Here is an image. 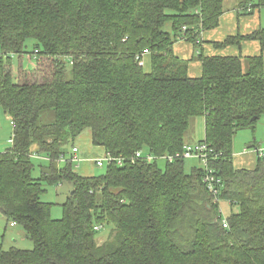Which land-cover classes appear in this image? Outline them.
I'll use <instances>...</instances> for the list:
<instances>
[{
  "label": "trees",
  "instance_id": "obj_1",
  "mask_svg": "<svg viewBox=\"0 0 264 264\" xmlns=\"http://www.w3.org/2000/svg\"><path fill=\"white\" fill-rule=\"evenodd\" d=\"M225 1L0 0V107L14 124L0 153V214L33 242L0 250V264H264V153L236 168L232 149L235 134L254 133L264 116V28L213 43L256 41L259 55L205 56L202 33L218 28ZM262 8L264 0H238V11ZM29 40L35 67L14 75L10 55L24 54ZM177 41L196 52L199 77H188ZM45 111L52 123L40 122ZM192 117L203 118L200 142L216 155L208 161L221 181L215 196L202 168L158 164L182 153ZM87 129L93 146L124 164L91 177L70 161L59 166ZM138 151L154 159L128 162ZM33 155L48 162L38 178ZM45 184L69 187L60 219L40 201ZM104 225L112 239L98 245L94 227Z\"/></svg>",
  "mask_w": 264,
  "mask_h": 264
},
{
  "label": "rangeland",
  "instance_id": "obj_2",
  "mask_svg": "<svg viewBox=\"0 0 264 264\" xmlns=\"http://www.w3.org/2000/svg\"><path fill=\"white\" fill-rule=\"evenodd\" d=\"M234 3L238 4V0H235ZM228 5V2L225 6ZM260 19L262 22V26H264V8L259 10ZM164 30L169 32L170 27L169 24H166ZM178 42V41H177ZM176 42V43H177ZM175 43V44H176ZM186 43V42H184ZM33 49V41L26 42L25 53L21 56L18 55H10V64L12 68L13 74H17L19 66L23 70H32L35 67L36 59L35 55L31 54ZM216 50V49H214ZM222 55L226 54L223 51L220 53ZM194 56V57H193ZM196 52L192 54V57H188V63H199L196 59ZM5 59V56H4ZM180 59V58H179ZM187 63V60L180 59ZM243 60V59H242ZM144 58H142V63ZM187 65L189 66V64ZM245 63H243L244 65ZM196 65V64H194ZM144 69V68H143ZM146 70V69H145ZM191 73V71H190ZM189 76H194L189 74ZM54 121L53 113L51 111H45L42 113L40 117V122L42 124H49ZM260 131V137L264 139V116L258 120L254 125V133H258ZM237 136L234 138V146L242 151L243 148H246L251 142V131L240 130L237 132ZM13 134V127L11 125V120L8 115L4 113L2 108L0 107V153H3L6 149L11 146V139ZM242 135H247V138H244ZM255 137V134H254ZM204 139V121L202 117H192L189 120L188 128L184 133V141L185 146H193L194 144L203 141ZM253 145V144H252ZM251 145V146H252ZM247 149V148H246ZM71 147H68L66 152V160L68 159V155L70 154ZM32 164L34 169L32 171V177L38 178L40 175V166L47 165V160L43 156L38 158L36 156L31 157ZM159 166H163V160L158 161ZM59 166L64 165V161L58 163ZM184 171L189 173L192 168H201L202 164L197 159H184ZM73 171L77 174L83 175L85 171H83L81 164H73ZM106 166L102 168H98L94 165L92 170V176H99L105 172ZM45 192L40 196V201L43 203L50 204L49 216L52 219H60L62 217V209L61 205L65 202L66 196L69 193V187L66 184H57V185H46L44 186ZM220 210H221V219L225 220L227 214L229 212V205L227 202H220ZM235 210V208H233ZM99 230H97L96 234V242L98 245H101L103 242L110 241L112 238L111 230L113 228L112 225H104L98 226ZM11 248L19 249V250H32L33 242L27 237L24 228L21 225H16L12 227L10 225V221H8L4 216L0 214V250L8 251Z\"/></svg>",
  "mask_w": 264,
  "mask_h": 264
},
{
  "label": "crops",
  "instance_id": "obj_3",
  "mask_svg": "<svg viewBox=\"0 0 264 264\" xmlns=\"http://www.w3.org/2000/svg\"><path fill=\"white\" fill-rule=\"evenodd\" d=\"M235 0H226L224 3V13L220 18L218 28L202 33L203 52L205 56H256L260 54V46L256 41L242 42L239 47H229L224 50H214L213 43L223 41L229 35L240 34L242 36L248 35L259 28H264L259 15V10L250 11H238V4L234 3ZM228 2V5L225 4ZM175 55L180 59L188 61V57H192V46L183 41H178L174 47ZM226 53L224 55L220 54ZM264 57V52H263ZM144 61L142 67L148 71L150 69V57L149 54L143 55ZM189 64V63H188ZM196 64V65H194ZM188 66V65H187ZM194 76H189L190 73ZM188 77H199L201 75V65L199 63L189 64L187 70ZM238 133L235 134L234 138ZM251 142L242 151L234 146V139L232 144L233 149V164L236 168H252L257 160V151L264 153V139L260 137V131L258 133H251ZM255 134V137H254ZM247 138V135H242ZM253 144V146H251ZM78 148L77 156L83 159L81 166L85 174L80 175L84 177H91L93 175L92 163L90 160L101 157L105 150L101 147H95L91 144V132L89 129L82 132L74 141L72 147ZM71 147V149H72ZM71 153V150H70ZM70 157V154L68 155ZM68 157V158H69ZM78 165V164H77ZM14 227V226H12Z\"/></svg>",
  "mask_w": 264,
  "mask_h": 264
},
{
  "label": "built area",
  "instance_id": "obj_4",
  "mask_svg": "<svg viewBox=\"0 0 264 264\" xmlns=\"http://www.w3.org/2000/svg\"><path fill=\"white\" fill-rule=\"evenodd\" d=\"M247 11H250V9H247ZM147 54V53H145ZM143 55H141V62L140 65L142 66V58ZM1 56V55H0ZM12 127H14L13 122H11ZM12 141V140H11ZM78 148L72 147L70 157L67 159V161H70L74 164H80L83 162V159H80L77 156ZM257 155L261 157L263 153L261 151H257ZM216 155L212 153V151L209 149V146L204 142H199L197 144H194L193 146H183L182 153H177L175 156H163L161 159L167 162H171L174 159H197L202 164V169L204 170V177H203V183L206 186V189L210 194L213 196L216 195V188H218L221 184L220 178L217 177L214 172L209 169L208 167V161L209 159H215ZM154 159L153 156L142 153L141 151L135 152L131 158L128 159V162L133 163L135 160H145L148 162H151ZM66 161L65 158L61 157L58 162ZM92 163V168H94V165L98 168H102L104 166H109L112 164H116L117 166H122L124 164L125 159H122L121 157L114 158L110 155H108L106 152L96 159L90 160V163ZM78 166V165H77ZM11 226H16L15 223H10ZM94 230H99V227H94Z\"/></svg>",
  "mask_w": 264,
  "mask_h": 264
}]
</instances>
